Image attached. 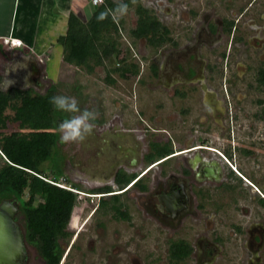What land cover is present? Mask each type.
Instances as JSON below:
<instances>
[{
  "label": "flooded vegetation",
  "instance_id": "1",
  "mask_svg": "<svg viewBox=\"0 0 264 264\" xmlns=\"http://www.w3.org/2000/svg\"><path fill=\"white\" fill-rule=\"evenodd\" d=\"M188 1L189 6H185L186 2L183 0H175L170 8L165 9H162L161 2L156 5L154 16L167 30V39L152 47L157 50L159 61L145 69H148V75L143 77L147 74L144 69L133 75L138 76L139 86L156 93L152 92L155 95L154 101L157 99L152 123L167 120L173 123L169 132L165 129L154 130V133H164L168 136L165 143H151L166 146L170 154L152 160H148L147 156L153 151L144 155L149 146L146 145L149 144L146 138L150 136V127L141 117L144 115L142 109L141 114L138 112L139 119L148 128L136 127L141 133V139L132 134V130L125 129L124 123H120L122 127H118L95 122L93 133L82 142L88 143L87 145L99 142L98 148L89 145L86 149H90L89 153L92 151L94 159H90L86 154L87 162L77 159L73 164H66L64 167V153L61 151L60 169L62 174L63 168L68 173L76 171L87 179L99 182L103 180L102 188L112 189L109 185L118 188L116 181L119 177L129 178L118 191L112 190L103 194H91V190L88 191V196L84 195L85 197L98 200L93 213L100 207L101 200L108 202L117 195L119 202L128 192L136 191L142 195L137 197L136 204L154 228L158 225L159 228H167L173 232L184 231L187 234L194 231L192 226L202 222V227L194 228L197 233L190 241L182 238L169 241L166 248L167 264H263L264 164L258 163L255 167H249L246 177L242 173L239 157L235 158L234 152H222L206 145L204 140L201 141L202 144H193L186 140L181 147L178 143L182 140V134L189 132V137H196V134H202L203 129L206 130L207 125H210L226 133V141L232 151H237L239 155L243 151L250 156L251 153L247 150L241 151L240 147H247L246 143L253 144L252 141L256 138H253V135L259 134V131L255 125L249 124L251 130L245 133L242 132L245 124H236L239 113L243 111L240 103L243 94H236L235 87L244 84L250 95L251 92L264 95V86L256 81L259 70L264 69V9H259L260 5L254 4L257 0H250L246 6L236 7L233 11L236 0H219L223 3L220 8L229 13L226 17L218 18L207 10L210 8V11L216 13L219 9L216 7L217 0ZM166 14H171L170 20L176 19L172 26L165 18L162 20V15ZM251 61L261 64L254 72V86L244 83L246 75L252 70ZM126 75L127 78L132 76ZM192 92L200 104L198 106L196 103L191 109L189 102ZM204 94L211 97L210 103H203ZM139 98L138 96V103ZM162 103L169 104L168 111H171L166 115L162 112L165 111ZM253 103L261 107V114L253 115L254 120L264 121V96L262 99L257 98ZM191 112L194 114L193 119L189 118ZM193 128L196 129L192 130ZM177 138H180L178 143ZM105 146L110 147L107 150ZM142 150L144 152H141ZM77 151L73 158L85 155L81 149ZM258 153L259 157L262 156L261 152ZM172 160L176 161L175 165L171 164ZM111 177L113 178L110 184L106 181ZM233 177L235 180H232ZM229 180L232 183H229ZM239 183L248 188L251 200L246 201L247 203L229 202V205L222 200L223 194L227 196V192L233 190L232 187L236 188V185L240 188ZM118 202L112 204L116 206ZM253 204H257L260 210L253 209ZM122 215H118L117 220L127 221L128 215L125 212H122ZM225 217L238 221L231 224L234 227L233 234H226L224 231L219 234V221L223 222ZM115 253L125 260V264H141L139 260H132L131 256L126 257L127 250L124 247L118 246ZM119 261L116 263H122L121 259Z\"/></svg>",
  "mask_w": 264,
  "mask_h": 264
},
{
  "label": "rangeland",
  "instance_id": "2",
  "mask_svg": "<svg viewBox=\"0 0 264 264\" xmlns=\"http://www.w3.org/2000/svg\"><path fill=\"white\" fill-rule=\"evenodd\" d=\"M173 1L175 0H130L127 12L124 15L117 14L114 16L117 20L119 18H121L122 20V24L120 25V35L116 40L117 48L120 51L119 59L126 58L125 62L136 64L140 68L139 70L144 69V71L146 68H149L150 64L154 65V62L159 61L158 56L156 55L157 50H154L152 47L147 45L145 40L135 39L130 35V30L135 27L136 23V15L134 10L136 4H141L156 16L155 8L160 4V2L161 5H163L162 9H165L170 8V5ZM249 1L250 0H236L234 6L232 5L233 11H235L236 7L246 6ZM113 2L119 4L121 2H124V0H113ZM183 2H186L185 6H189L188 0H183ZM255 3L260 5L259 9H264V0L254 1V4ZM222 4L223 3L217 0L216 7L219 9L216 10V13L214 11H210V8H207V10L209 11V13H213L215 17H226L229 12L227 10L225 11V9L220 8ZM170 16L171 14L162 15V20L164 21L165 18V21L172 26L176 19L172 21V19L170 20ZM177 21L179 22L178 19ZM43 57L46 58L45 55H43ZM119 59L112 57L110 60L106 61L103 66L96 67L91 74L86 73L81 67H76L74 65L68 67L65 64V70L66 68H69L68 72L64 70V74L67 76L63 75L65 76L63 78V76L59 75V77H61V82L57 83L56 95H67L75 97L78 100L81 109L87 108L97 113L95 122H98L100 124L103 123L108 126L110 124L111 126L118 127L121 126L120 123H124V128L132 130L134 132L132 134L138 136L139 139H141V133L136 127L144 128V126L146 127V125H148V127H150V129H148L150 136L146 138L147 140H149V144L146 143V145L149 146L147 147V149H145V152L144 150L141 151L144 152L145 155L152 152L150 147L152 142L165 143V141L168 140V136L166 134L154 133V130L165 129L169 132V129H172L173 123L169 122L168 120L165 122L161 121L152 123L151 118H153V116L155 115L157 106L155 104L157 99H155L154 101L155 95L152 94L153 90L139 86L137 79L138 76H130L126 78L125 76L122 77L121 75H119L118 71L112 70L114 68L122 66L123 63L122 61H119ZM250 64L252 70L249 74L246 75V80H244V83H248L250 85L253 84L254 86V72L256 68H258L261 64H258L254 61H251ZM108 70H112L113 72L110 74L111 78L114 80L113 84H109L105 80ZM74 72L77 74L76 76H74ZM145 72L147 73L148 69ZM147 75L148 73L146 75L144 74L143 77H146ZM238 92H240V94H243V97L241 96L242 100L240 101V103L242 104L241 109L243 111L239 113L240 116L239 118H237L238 122L240 121V123L236 122V124H239V126L245 124V129L242 131L245 133L248 130H251V128H249V124L255 125L257 128L256 130L259 131V134L255 133L253 135V138L256 137L255 141H252L254 142L253 144L249 145L246 143L245 146L247 147H240L241 151L247 150L249 154L251 153L250 156L244 154L243 151L241 152L242 154L240 153V155L237 151H232L230 144L228 143V141H226V133L221 132L220 130H218V128L214 126L212 127L210 125H207L206 130L203 129L202 134H196V137H189V135L187 134L189 132H187L181 135L182 140L179 143L178 141L180 138H177L176 141L179 144L178 146L181 147V145H184L186 140H190V142L193 144H202L201 141L204 140L206 145H211L222 152H234V157H239L240 167L241 169L243 168L242 173L247 177L249 173V167H255L258 163L264 164V121H255V116H253L261 114V107L256 106L253 102L257 98L262 99L264 95L262 93L256 94L257 92H251L250 95L246 91L244 84H238L235 87V93L237 94ZM138 96L140 97V103H138ZM204 101L205 103H210L211 97L204 94L203 103ZM189 103L191 104H188L190 105L191 109L196 103L198 106L200 104L199 101L195 100V95L193 92L191 93V101ZM163 105L165 111L162 112H165L164 115H166V113L170 112L171 110L168 111L169 104L166 105L162 103L161 106ZM142 109L144 115H141V117L143 118V121L146 123V125L139 119L138 112H140L141 114ZM193 112H191L189 118L193 119ZM5 114L12 115V111L7 108L5 110ZM68 115L69 114L67 113L54 109L52 130L56 131V125ZM7 126V131H5L6 134H8L12 130H18L16 128V124L14 123H10ZM134 129H136L137 131ZM194 129L196 128H193L192 130ZM58 143L59 141L57 142V144ZM83 144L84 145H82V143L80 142H69L63 145L60 144L58 146L59 151L57 153L61 154V151H63L64 153V167L66 166V164H73L77 161V159H81L87 162L88 159L86 158V154H88V157L90 159H94L92 151L89 153L90 149H86L90 146L98 148L99 142L94 145L89 144L90 146L87 145L88 143ZM109 144L110 143H108V145ZM112 146H114L113 143ZM105 147L108 150L110 146ZM79 149H81V152L85 155H83V157L73 158V155L77 154V150ZM258 152H261L262 156L259 157ZM207 155L217 157L211 154ZM177 161H179V159H177ZM171 164L175 165L176 161L172 160ZM50 166L51 165L49 163H44L40 167L41 169L45 170V173L49 177L54 175V172L51 171ZM62 171L63 174L60 177L56 175V178H58L59 182H61L60 180L65 178L69 184H74L76 186V189H78V191L75 190L78 196V202L72 210V215L67 226V230L71 234V236L68 238V240H60V243L63 246V253L60 261L62 262V264H117L116 261L120 262L119 259L122 260V263L118 264H125L123 263V261L125 260L122 259L121 256H117L115 253L118 246H121V248L124 247L125 250H127L126 257L131 256L133 257L132 260H139L141 264H167L168 260L166 248L169 241L177 238H182L190 241L197 233L194 228L202 227L200 226L202 222L198 224L199 226H192L191 228L194 231L187 232V234L184 233V231L173 232L167 228H159L158 225H156V228H154V225L152 223H149V221L145 219L141 208H139V206L136 204L137 197L142 196L139 195L136 191L128 192V194L121 197L119 199V202L117 201L118 203L116 204V206L122 205L120 206L121 208L119 209V212H125L128 215L127 221L117 220V218H119L118 213L112 211L110 206H107L106 208L98 207V210L93 213L94 208L97 207L98 200L97 198H89L85 196H88V191L98 187H102L101 182H103V180L99 182L98 180L81 178V174H79L78 172L74 171L68 173L64 171L63 168ZM138 171L139 170H136V172ZM112 178L113 177H111V179L109 181L107 180L106 182H109L111 184ZM232 180H235V178L233 177ZM106 182L104 184H106ZM229 183H232L231 180H229ZM234 183L235 181L233 182V185ZM239 185L240 188H238L237 185L236 188L232 187L231 189L233 190L227 192V196L226 194H223L224 198L222 200H225V202H227L229 205H231V203L233 202L250 201L251 194L250 192H248V188L242 186L240 183ZM109 186L113 188L116 187H114L113 185ZM237 189H240V191H238ZM212 191H214V189ZM12 201L14 202V204L16 203L15 200ZM255 201L256 200H254V203ZM210 207L211 203L209 202L208 208ZM251 207H253V209L257 211L260 210L257 204H253L251 205ZM16 219L23 229L22 218L21 215H19V210ZM222 221L223 222L219 221L221 223V226H219V234L221 235L223 231L226 234H233L234 227L231 224H236L238 221L230 220L228 218H226L225 220L222 219ZM222 226H224L225 228H223ZM128 242H130V245H128ZM25 252V264H45L44 260L39 256L38 252L33 246L26 244Z\"/></svg>",
  "mask_w": 264,
  "mask_h": 264
},
{
  "label": "trees",
  "instance_id": "3",
  "mask_svg": "<svg viewBox=\"0 0 264 264\" xmlns=\"http://www.w3.org/2000/svg\"><path fill=\"white\" fill-rule=\"evenodd\" d=\"M124 2L129 4L130 0ZM117 5L113 0H103L94 7L87 21H82L73 13L68 15L65 34L57 38L64 62L81 67L91 74L112 57L119 59L116 40L120 35L122 20H117L113 15ZM102 11L108 15L102 21L97 20V15ZM134 12L136 23L130 30L133 38L145 40L150 47L160 45L167 39V30L150 10L136 4ZM125 60L119 59L122 66L112 70L126 78V74L136 75L138 67ZM112 70H108L105 77L109 84L114 83L110 76ZM256 81L264 86V69L259 70ZM56 91L53 84L43 94L15 88L0 91V201L15 200L22 218L25 241L36 249L45 264H60L63 253L60 240H68L71 235L67 226L78 202L74 191L78 189L74 184H69L64 178L63 182L69 187L73 186L72 190L57 185L59 180L56 175L60 177L62 172L55 149L58 134L52 130L54 108L49 102ZM7 108L12 111V115L5 114ZM10 123L16 124L18 130L6 134ZM151 149L153 152L147 156L148 160L170 154L166 146L151 144ZM44 163L51 165L53 176L49 177L40 168ZM128 181L127 177H119L116 181L119 190ZM107 192H112L110 187L91 190L89 193ZM117 198L114 195L108 202L101 200L99 206L106 208L111 204L112 211L122 215L120 206L112 204L117 202Z\"/></svg>",
  "mask_w": 264,
  "mask_h": 264
},
{
  "label": "crops",
  "instance_id": "4",
  "mask_svg": "<svg viewBox=\"0 0 264 264\" xmlns=\"http://www.w3.org/2000/svg\"><path fill=\"white\" fill-rule=\"evenodd\" d=\"M95 6L91 0H0V91L15 88L43 94L50 84L57 89V83L61 82L59 75H65V64L71 66L63 61L57 38L65 34L70 13L87 21ZM4 39L20 40L22 46L13 47L6 44ZM17 62L27 66L5 75L9 64ZM68 69L65 71L68 72ZM73 74L77 75L75 72ZM4 78L15 83L6 89ZM26 84L29 86L26 87ZM59 145L55 147L57 152ZM56 155L57 161H61V154ZM80 177L84 178V175ZM118 189L115 187L111 190Z\"/></svg>",
  "mask_w": 264,
  "mask_h": 264
},
{
  "label": "clouds",
  "instance_id": "5",
  "mask_svg": "<svg viewBox=\"0 0 264 264\" xmlns=\"http://www.w3.org/2000/svg\"><path fill=\"white\" fill-rule=\"evenodd\" d=\"M128 10V4L121 2L115 8L113 15H124ZM108 15L107 12H100L96 19L104 20ZM28 56L25 55V59ZM10 66L6 69L5 75L9 71H16L18 68H24L27 65L21 62L9 64ZM15 81L4 78L5 88L7 89L10 85L14 84ZM29 86L28 84L25 85ZM50 104L54 109L69 114L66 118L62 119L56 125V131L59 136V143L66 144L69 142H84L88 136H90L95 128V121L97 113L90 109H81L78 100L73 96L67 95H53L49 98ZM75 191V190H74ZM78 191V190H77Z\"/></svg>",
  "mask_w": 264,
  "mask_h": 264
},
{
  "label": "water",
  "instance_id": "6",
  "mask_svg": "<svg viewBox=\"0 0 264 264\" xmlns=\"http://www.w3.org/2000/svg\"><path fill=\"white\" fill-rule=\"evenodd\" d=\"M18 207L12 200L0 201V264H25L24 231L16 220Z\"/></svg>",
  "mask_w": 264,
  "mask_h": 264
},
{
  "label": "built area",
  "instance_id": "7",
  "mask_svg": "<svg viewBox=\"0 0 264 264\" xmlns=\"http://www.w3.org/2000/svg\"><path fill=\"white\" fill-rule=\"evenodd\" d=\"M102 2H103V0H91V3H92L93 5H99V4H101ZM4 42H5L6 44H9V45L13 46V47H20V46H22L21 41H20V40H17V39H4ZM60 181H61V182H58V183H57L58 186H60V187H64V188H67V189L72 190L71 187H69V185H66V184L63 182V179L60 180Z\"/></svg>",
  "mask_w": 264,
  "mask_h": 264
}]
</instances>
